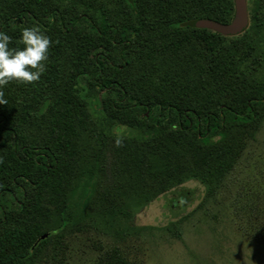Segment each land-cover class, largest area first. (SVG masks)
Masks as SVG:
<instances>
[{"label": "trees", "instance_id": "obj_1", "mask_svg": "<svg viewBox=\"0 0 264 264\" xmlns=\"http://www.w3.org/2000/svg\"><path fill=\"white\" fill-rule=\"evenodd\" d=\"M234 13L232 0H0L10 47L25 27L53 42L39 81L0 88V264H33L76 226L83 164L114 221L129 190L144 202L195 179L216 192L264 123V15L233 40L196 27ZM98 264L143 262L113 247Z\"/></svg>", "mask_w": 264, "mask_h": 264}, {"label": "rangeland", "instance_id": "obj_2", "mask_svg": "<svg viewBox=\"0 0 264 264\" xmlns=\"http://www.w3.org/2000/svg\"><path fill=\"white\" fill-rule=\"evenodd\" d=\"M247 5L245 30L251 33V13L264 15V0ZM244 31L224 37L233 40ZM258 44L263 51V40ZM92 98L90 113L100 119V96ZM244 142L238 164L213 195L206 198L208 185L195 179L150 201L129 190L122 204L129 212L115 221L93 201V184L100 179L87 184L91 166L83 164L85 174L71 202L76 226L56 232L33 264H98L113 247L143 264H264V123Z\"/></svg>", "mask_w": 264, "mask_h": 264}, {"label": "clouds", "instance_id": "obj_3", "mask_svg": "<svg viewBox=\"0 0 264 264\" xmlns=\"http://www.w3.org/2000/svg\"><path fill=\"white\" fill-rule=\"evenodd\" d=\"M12 37L0 31V88L12 81L33 84L40 80L46 71L49 49L52 45L50 37L36 27H25L21 31L22 48H12ZM2 96V93H0ZM5 101L0 98V104Z\"/></svg>", "mask_w": 264, "mask_h": 264}, {"label": "water", "instance_id": "obj_4", "mask_svg": "<svg viewBox=\"0 0 264 264\" xmlns=\"http://www.w3.org/2000/svg\"><path fill=\"white\" fill-rule=\"evenodd\" d=\"M235 14L232 21L228 24L218 23L212 20H199L196 27L209 29L222 35H238L241 34L249 24V14L247 0H234ZM48 234L41 237L42 240L48 238Z\"/></svg>", "mask_w": 264, "mask_h": 264}]
</instances>
